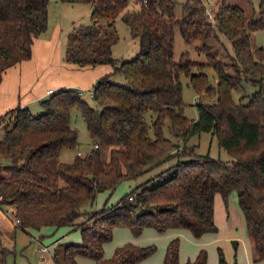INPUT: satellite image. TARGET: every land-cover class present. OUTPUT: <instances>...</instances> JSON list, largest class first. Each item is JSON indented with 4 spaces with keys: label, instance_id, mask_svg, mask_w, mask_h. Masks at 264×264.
<instances>
[{
    "label": "trees",
    "instance_id": "1",
    "mask_svg": "<svg viewBox=\"0 0 264 264\" xmlns=\"http://www.w3.org/2000/svg\"><path fill=\"white\" fill-rule=\"evenodd\" d=\"M60 1L93 7L91 25L68 36L63 61L81 69L109 65L113 71L93 87L97 108L80 90L63 88L40 103V113L17 107L0 117V209L13 208L12 216L21 220L18 228L24 232L44 227L79 229L82 244H60L53 255L56 264H78V256L95 264H138L156 248L127 244L113 258H104L103 246L116 227H127L136 236L146 228L188 229L198 239L218 232L216 195L222 196L228 211L235 191L254 240L256 261L264 264V64L254 58L251 48L252 34L264 29V0H260L258 20H249L240 7L221 0L215 22L206 15L201 0H188L180 18L172 0H138V11H127V0ZM121 14L139 40L140 53L119 62L112 49L119 40L115 23ZM48 22L49 0H0V83L7 68L31 58L33 42L46 33ZM176 25L187 43L202 42L197 49L207 55L206 64L183 54L175 60ZM219 33L232 44L231 64L220 60L209 44L220 41ZM206 67L217 74L216 87L204 72ZM180 74L188 77L199 96L197 121L182 112ZM117 77L124 83L118 84ZM244 82L259 89L235 102L233 92ZM74 108L84 118L95 148L65 164L60 162L61 152L79 142V133L71 125ZM149 112L155 114L153 136L145 118ZM166 121L184 145L197 134L212 133L232 160L209 155L181 160L193 155V149L180 150L179 144L165 137ZM102 148L110 149L107 161ZM165 165L168 168L136 186L116 205L92 213L79 224L100 192L114 191L122 181H137ZM8 255L0 233V264H7ZM207 262V252L202 250L184 264ZM164 264H183L178 240L168 245ZM218 264L239 263H228L219 249Z\"/></svg>",
    "mask_w": 264,
    "mask_h": 264
},
{
    "label": "rangeland",
    "instance_id": "2",
    "mask_svg": "<svg viewBox=\"0 0 264 264\" xmlns=\"http://www.w3.org/2000/svg\"><path fill=\"white\" fill-rule=\"evenodd\" d=\"M127 1V11L139 10L140 3L138 0ZM172 1L177 5L176 16L180 18L184 12V6L187 4L188 0ZM220 1L221 0H201L202 4L205 6L207 16L208 12H210L214 18L215 11L219 6L218 4ZM225 2L226 4L240 7L249 20H258L260 17V0H225ZM49 7L51 23H61L63 35L67 36V38L70 33L76 29L80 27H87L92 23L91 14L93 7L90 4H68L62 3L59 0H49ZM123 14L117 18L115 23L119 40L112 49L114 58L119 62L133 60L140 53L139 40L132 35L130 27L124 22ZM219 40V42L215 43L213 41H209V44L213 45L214 49L217 50L220 60L226 64H231V58L234 55L232 44L220 33ZM201 44L202 42H196L193 44L187 43L181 35L179 26H175L174 56L177 62L181 59L183 54L185 55V58L190 57L195 63L206 64L208 62L207 55L200 53L197 49V47ZM251 48L254 58L264 64V29L256 31L252 34ZM194 72H198V69H194ZM204 72L208 75L211 84L216 87L218 78L214 69L211 67H206ZM114 80H116L118 84L124 83L121 77L114 78ZM179 81L183 88L184 107L182 112L189 120L197 121L199 118V111L197 107V104L200 101L199 96L195 89L191 86L186 75L180 74ZM258 89V86L244 82L243 86L238 91L233 92V98L235 102H240V99L243 96H251ZM83 93L84 98L87 100L89 105L93 108H97V104L92 97V90H90V92ZM33 113H40V110H33ZM71 118L72 127L79 133V142L75 148H66L62 152L60 156V162L65 164L73 163L76 157L80 156L79 154H81L80 157H86L95 148L85 120L77 108L72 110ZM145 118L151 126L150 133L153 136L152 122L155 118V114L149 112L145 115ZM164 135L175 144H179L180 150H183L184 148L185 150H189L191 152L193 149V155L182 157L181 160L207 155L213 159H221L222 161L232 160V157L224 149L219 147L217 137L212 133L203 132L201 134H197L193 136L187 144L184 145L183 142L180 143L175 139L170 131L169 122L166 121L164 126ZM101 153L103 159L107 161L109 159L110 149L102 148ZM177 161L178 160L176 159L175 162H173L177 163ZM166 168H168V166L165 165L162 168L156 169L154 174L152 173L150 176L147 175V177L141 178L137 181H122L114 191L106 190L100 192L94 205L92 207H87L88 213L79 218V224L87 222L89 216L92 213L98 212L105 207L116 205L136 186L147 182L155 174L165 170ZM153 182L154 181L150 182L149 185L152 186ZM216 196V204L220 202L221 211L225 220L229 209L228 211L226 210L222 196L220 194H217ZM231 199L232 198L230 196L229 204L231 203ZM233 207L234 210H240L238 208V203H236V206ZM2 211L9 220L14 221V217L12 216L8 207L2 208ZM241 218L244 220L243 217ZM219 223L221 225L220 227L222 228L221 231H218L217 233H209L208 235L202 236L198 239L195 238L192 232L188 229H169L165 232H159L154 228H146L143 230L141 235L136 236L132 230L127 227H116L113 230L111 240L106 242L103 246L104 258H113L117 249L127 244H132L136 247L153 246L156 248L155 252L150 257L140 261L138 264H164L168 245L171 241L178 240L180 244V262L183 264L188 261L195 260L202 250L207 252V264H218L219 249H221L224 253L225 260L228 263H234L237 261L239 264H256V258L254 257V252L256 251L253 248L247 228L241 229L238 228L239 226H237V230H234V228L233 230H228L223 226L221 220H219ZM237 223L239 222L237 221ZM0 226L3 228V233L1 234L2 244L9 252L7 264H56L54 262L53 256L51 258L46 256V260L42 259L43 256L41 255L40 247L42 245H44L43 247L49 246L66 234L68 235H66V240L62 245L82 244V234L79 229L69 232L68 229L64 228L44 227L40 230L26 233L18 228V226L16 227V225H14L16 227L15 230L10 229L5 222H2L1 216ZM56 248L59 250V245H57ZM76 260L78 264L96 263L93 259L84 256H78Z\"/></svg>",
    "mask_w": 264,
    "mask_h": 264
},
{
    "label": "crops",
    "instance_id": "3",
    "mask_svg": "<svg viewBox=\"0 0 264 264\" xmlns=\"http://www.w3.org/2000/svg\"><path fill=\"white\" fill-rule=\"evenodd\" d=\"M67 39V36L63 35L62 24L58 22L51 23L49 7L48 30L34 40L31 58L7 68L3 73L0 83V117L17 107H28L32 111L37 109L41 111L40 103L49 97L47 95L48 90H55L56 92L63 88H75L82 93L90 92V90H93L98 79L112 73L113 69L109 65L81 69L76 65L65 63L63 59L66 52ZM230 196L232 199L225 220L220 202L216 204L215 201V222L219 227L218 231L222 229L219 220H221L223 226L228 230H233V228L237 230V226L241 229L247 228L245 216L239 207L237 192H232ZM215 199L217 200V196ZM236 203H238L240 210H234L233 206H236ZM0 216L2 222H5L10 229H16L17 226H14L13 221L9 220L1 209ZM62 228L68 229L69 232L77 230L69 227ZM2 229L0 226L1 234L3 233ZM33 231L36 230L28 229L26 233ZM208 234L206 233L203 236ZM66 235L51 245L46 246L48 251L41 253L43 260H46V256L49 258L53 256L57 245L64 244ZM250 239L255 249L254 240L251 235ZM254 257L256 258V264H263L256 261L258 258L256 252H254Z\"/></svg>",
    "mask_w": 264,
    "mask_h": 264
},
{
    "label": "built area",
    "instance_id": "4",
    "mask_svg": "<svg viewBox=\"0 0 264 264\" xmlns=\"http://www.w3.org/2000/svg\"><path fill=\"white\" fill-rule=\"evenodd\" d=\"M208 16L211 22H214V18L212 16V14L210 12H208ZM55 92V90H48L47 95H51ZM81 156V154H79ZM132 199V198H131ZM10 212L12 215H15V210L13 208L10 209ZM14 225L16 226H20L21 225V220L19 218L14 217V221H13ZM48 251L47 247H41L40 248V252L41 253H46ZM43 259V258H42Z\"/></svg>",
    "mask_w": 264,
    "mask_h": 264
}]
</instances>
